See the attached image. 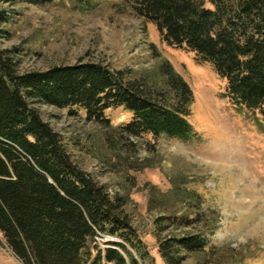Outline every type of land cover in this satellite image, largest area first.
Returning a JSON list of instances; mask_svg holds the SVG:
<instances>
[{
  "label": "trees",
  "instance_id": "1",
  "mask_svg": "<svg viewBox=\"0 0 264 264\" xmlns=\"http://www.w3.org/2000/svg\"><path fill=\"white\" fill-rule=\"evenodd\" d=\"M126 1L168 44L212 65L235 105L263 107L264 0ZM9 19L0 10V22ZM19 53L18 46L0 48V233L7 247L24 264H155L126 209L129 194L112 192L81 167L38 106L84 110L108 130L117 161L138 170L146 165L127 154L136 152L135 139L195 134L189 83L168 60L139 74L83 60L22 72ZM118 106L132 118L114 126L106 110ZM170 194L182 207L154 218L164 264H187L193 254L203 256L195 264H224L211 257L218 219L203 212L202 195L181 180L163 196ZM166 200L153 196L149 203L166 206Z\"/></svg>",
  "mask_w": 264,
  "mask_h": 264
},
{
  "label": "rangeland",
  "instance_id": "2",
  "mask_svg": "<svg viewBox=\"0 0 264 264\" xmlns=\"http://www.w3.org/2000/svg\"><path fill=\"white\" fill-rule=\"evenodd\" d=\"M0 10L10 17L0 22V48L18 46L22 72L83 60L139 74L168 60L194 93L188 119L195 134L188 139L151 134L135 139L136 152L127 154L146 165L141 169L117 161L106 139L108 130L87 120L84 110L72 114L68 108L38 107L81 167L112 192L129 194L126 209L155 264L164 262L154 218L182 207L172 194L168 200L163 196L177 180L199 192L203 212L218 219L210 234L211 257L224 258V264H264V105L255 110L235 105L226 95L227 80L212 65L164 41L156 25L126 0H54L42 5L0 0ZM106 115L114 126L132 118L124 106L109 108ZM153 196L169 202L152 205ZM200 258L190 255L186 263ZM0 264H24L1 233Z\"/></svg>",
  "mask_w": 264,
  "mask_h": 264
}]
</instances>
